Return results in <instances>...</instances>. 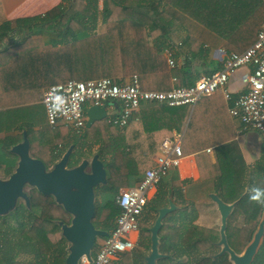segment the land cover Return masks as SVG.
<instances>
[{"label":"crops","instance_id":"1","mask_svg":"<svg viewBox=\"0 0 264 264\" xmlns=\"http://www.w3.org/2000/svg\"><path fill=\"white\" fill-rule=\"evenodd\" d=\"M63 1L0 0V78L16 79L20 76L21 51L26 50L29 55L37 43H39L37 46L43 49L62 47L64 31L47 27L46 19L53 9L64 3ZM174 22L175 28L167 39L151 41L150 45L147 25L140 24L139 27L133 28L129 25L130 27L125 29L126 31L134 30L133 33H135L136 28H139L138 36L135 35V37L139 40L140 47L131 59H146L155 64L146 67L142 72L127 75L119 83L130 82L136 75L142 89L168 91L177 84L194 85L202 77L222 69L223 62L229 54L224 47L226 39L210 33L204 26L182 14L179 15V20ZM37 23H40L38 27ZM99 30L98 27L97 31ZM188 39H193L194 42ZM157 43L165 47L157 50L153 47ZM167 51L172 52L178 69L184 66V58L191 63L199 61L196 65L184 66L186 70H192L190 73H193L194 77L189 73H186L184 77L174 74L173 70L176 67L169 66ZM252 70L253 67L248 65L240 68L230 77L226 90L230 91L233 99L247 92L244 79ZM50 71L51 69L46 70V65L36 69L37 74L42 73L45 78L42 79L43 83L39 91L40 98H31L29 100L31 102H27L26 108L22 110L24 115L22 118L25 121L23 129L20 123L21 112L17 110L18 105H16L18 102L13 100L14 96L11 97L10 103L8 99L3 98V82L0 81V140H10L11 143L17 144L22 141L20 137L23 132H29L32 157L41 159L45 163L49 162L52 154L57 155L54 162L56 163L71 146L73 159H76L78 163L82 159L99 155L105 166L116 168L118 172L130 176L118 186V191L109 192L116 205H118L119 192L136 186L143 179L145 172L155 165V159L160 153L164 140L178 142L183 152L180 166L171 169L148 195L147 205L140 217V229L131 234V238L136 242L135 249L114 259L110 264H124L123 260L127 256L128 264H138L139 261L144 264L143 258L151 250V234L149 237L145 236L146 228L150 230L154 225L159 209L171 206L172 211L164 218V225H166L164 235L159 234V246H163V254L173 255L178 241V245L188 249L180 253L189 255V252H192L197 255L190 248L198 238L195 235L196 230L199 234L214 237L212 245L218 249L222 217L214 196L224 201L219 185L223 166L227 168L230 165L231 169L236 163L240 170L244 169L241 177L244 195L251 194L252 189L264 179V135L256 130L245 128L238 119L231 116L229 109L233 101L226 99L225 91L221 90L212 96L205 97L195 105L168 106L143 103L124 129L108 124L107 117L116 114L120 109L119 102L110 101L107 117L96 122L91 128L86 126L85 131L78 135L67 125L51 127L48 123L43 95L49 86L60 83L56 81L59 79L57 76L53 79L49 78ZM175 78L177 82H174ZM11 86L14 85L11 84ZM31 93V88L24 92L27 95ZM57 142L60 143L57 144ZM107 199H109L108 196L104 199L102 194L97 195L96 206L103 204ZM238 202L239 200L225 203L236 207ZM119 214L115 215L109 223L110 229L104 227L98 229L110 233L115 227ZM263 214L264 210L259 222L253 220L249 224L251 239L258 229ZM245 223V216L241 214L235 221V228L242 229ZM191 228H194L192 230L196 228L194 233ZM167 231L171 232L167 233ZM106 237L97 239L92 257L96 255L99 245ZM189 239L192 240L191 243H188ZM68 247L69 244L66 241L67 255ZM159 262L160 260L158 264Z\"/></svg>","mask_w":264,"mask_h":264},{"label":"trees","instance_id":"2","mask_svg":"<svg viewBox=\"0 0 264 264\" xmlns=\"http://www.w3.org/2000/svg\"><path fill=\"white\" fill-rule=\"evenodd\" d=\"M101 1L102 10L99 11V0H64L61 6L49 13L48 18L50 19H46L47 27L64 31L62 47L54 46L43 49V47L37 46L39 45L37 43L29 55L26 50L25 52L21 51L19 77L16 79L12 77L0 78L4 88L3 98L8 99L9 103L12 95L19 98L16 105H18L17 110L21 112L20 123L22 126L25 123L22 118L24 116L22 110L26 108L25 104L31 102L29 101L31 98L38 99L41 96L39 91L45 76L42 73L37 74L36 69L43 65H46V70L51 69L49 78L53 79L57 76L59 79L56 81L60 83L69 80L86 82L104 77L119 83L127 75L133 72H142L146 67L154 65V62L146 59H131L135 51L138 52L140 43L135 37V35L138 36L139 28H136L135 33H133L134 30L126 31L125 29L129 28V25L132 28L139 27L140 24L147 25L150 45L151 41L158 42L160 38L167 39L175 28L174 20L178 21L179 15L182 14L204 26L210 33L226 39L224 47L229 54L245 50L256 40L257 33L264 26L262 25L264 23V0ZM39 24L37 23V27ZM97 26L100 29L99 32ZM190 40L194 42L193 39ZM153 47L158 50L165 45L160 46L157 43ZM184 59V66L199 63V61L191 63L188 59ZM184 66L180 69L176 67L173 70L174 74L184 77L186 73H189L194 77L193 73H190L192 70L188 71ZM12 81L13 83H11ZM28 88L32 89L30 95L24 94ZM29 134L28 132V137ZM60 140L62 141V139ZM59 143L57 142V144ZM56 159L57 155L52 154L49 162L46 163L47 166H52ZM77 163L78 161L73 159L71 166ZM234 164L231 169L230 165L227 168L223 166L219 185L221 197L225 202L239 200L228 219L227 236L234 249L241 253L251 240L249 224L253 220L259 222L264 205L262 202L251 200L250 194L244 195V188L241 185L244 169L240 170L236 163ZM109 167L106 166L109 184L102 188L104 194L118 191V186L130 177L128 174L118 172L116 168ZM255 188L264 189V179ZM30 199L33 209H36L35 215L29 214L28 223L21 222L19 233L14 237V240L12 238L2 239L0 244L3 249L0 251V264H48L47 261L49 264H65L66 240L61 236V227L56 222L63 221L69 224L70 215L52 197H45L34 189L31 191ZM261 199L264 200V197ZM119 212V205L109 198L103 204L96 206L93 223L97 228L110 229L109 223ZM17 213L20 218L25 214L22 209ZM241 214L245 216L246 223L242 229H236L235 221ZM192 229L194 228H191L194 233L196 228ZM165 230L166 225H163L159 234L162 232L164 235ZM195 235L198 238L190 248L197 256L205 254L208 248L214 247L212 245L214 237L199 234L197 230ZM145 236H150L148 228H146ZM185 240L187 242V239ZM189 242L191 243L192 240L189 239ZM180 255L181 253L177 254L178 257ZM18 258L19 261H17ZM195 261V264H209L210 259L203 256ZM138 264H142V261H139ZM159 264L168 263L160 260ZM252 264H264V238Z\"/></svg>","mask_w":264,"mask_h":264},{"label":"built area","instance_id":"3","mask_svg":"<svg viewBox=\"0 0 264 264\" xmlns=\"http://www.w3.org/2000/svg\"><path fill=\"white\" fill-rule=\"evenodd\" d=\"M169 66L176 67L171 51L166 52ZM252 66L246 75L247 92L233 99L226 90L230 77L240 68ZM178 80L175 78L174 82ZM224 90L227 100H232L229 113L245 128L264 135V26L252 45L242 52L228 54L222 69L204 76L194 85L177 84L168 91L144 90L135 75L130 82L117 83L110 78L89 81L69 80L49 86L43 95V104L51 127L64 124L76 134L86 129L87 107L102 106L106 101L120 103L119 111L107 117L108 124L124 129L143 103H158L168 106L195 105L205 97ZM264 148V141H263ZM183 152L178 142L163 141L155 165L145 172L143 179L134 187L122 189L117 203L120 214L115 227L99 245L92 261L83 257L79 264H110L114 259L135 249L136 242L131 234L139 231L140 217L147 205L148 195L157 183L173 168L181 164Z\"/></svg>","mask_w":264,"mask_h":264},{"label":"water","instance_id":"4","mask_svg":"<svg viewBox=\"0 0 264 264\" xmlns=\"http://www.w3.org/2000/svg\"><path fill=\"white\" fill-rule=\"evenodd\" d=\"M109 104L110 102L106 101L102 106L92 105L88 108L87 128L107 117ZM22 136V141L10 149V152L18 157L17 166L9 178L0 180V215L9 214L21 199L30 206L31 189L45 197H52L71 217L69 224L63 221L56 222L61 227V236L69 244L65 264H79L83 257L92 261L97 239L109 235L107 231L96 228L93 223L97 195L102 194L104 197L102 188L108 185L105 163L99 155H94L71 166L73 162L71 146L52 167H47L44 161L32 157L27 131H24ZM214 201L222 217L218 242L222 249L219 254L228 253L233 264H252L264 238V214L256 233L243 252L238 254L229 247L226 234L228 219L235 205H228L217 196H214ZM172 208L171 206L158 210V217L149 230L151 250L143 258L144 264H158L159 260L168 257L159 251V232L164 225V218Z\"/></svg>","mask_w":264,"mask_h":264},{"label":"flooded vegetation","instance_id":"5","mask_svg":"<svg viewBox=\"0 0 264 264\" xmlns=\"http://www.w3.org/2000/svg\"><path fill=\"white\" fill-rule=\"evenodd\" d=\"M20 139H22V136L20 137ZM13 145H14L13 142L11 143L10 140L9 141L0 140V157H2L0 160V170L2 172V174H0V180L9 178L17 166L18 157L10 152V149ZM30 152H32V142H31ZM32 190L33 189L29 191V195H31ZM20 209H22L25 212V214L22 215V218H20V216L18 217V213H17L18 210ZM35 211L36 209L35 208L33 209L32 201H31L30 206H28L26 202L21 199L17 202L15 208L9 214L0 215V242H2L3 238H6L7 240L12 238L14 240V237L18 235L19 233L21 222L28 223L30 220L29 214L33 213V215H35ZM226 234H227V231H226ZM227 239H228V236H227ZM228 243H229V247L232 250H234L236 253H238L234 249V247L231 245L229 240H228ZM2 249L3 247L0 244V251ZM221 249H222L221 247L216 249V247L214 246L213 248L207 249L205 254L204 253L198 254V256L200 255V257L204 256L206 258H209L210 259L209 264H227V263L233 264V262L230 260L228 253L219 254L221 253ZM167 255L168 257L165 258L166 260L162 259V261L168 264H178L180 258L178 257L176 258L174 257L175 255L173 256L172 254H167ZM183 256H186V254H183ZM190 257H195V255L189 254V258ZM190 263L191 261L189 260L188 263L186 264H190ZM192 263L195 264V262H192Z\"/></svg>","mask_w":264,"mask_h":264},{"label":"rangeland","instance_id":"6","mask_svg":"<svg viewBox=\"0 0 264 264\" xmlns=\"http://www.w3.org/2000/svg\"><path fill=\"white\" fill-rule=\"evenodd\" d=\"M100 2H99V11H101V9H102V1L101 0H99ZM13 96V95H12ZM19 98L16 96V95H14V98H13V100L15 101H17ZM35 106H37L38 107V105L37 104H35ZM1 158L2 157H0V160H1ZM0 174H2V172H1V170H0ZM106 196H108L109 198H110V200H112L113 198V196L111 195L110 196V193H108V195L107 194H104V199L106 198ZM179 228V227H178ZM178 231H182V230H178ZM171 231H167V233H170ZM166 234V233H165ZM163 235V233L161 232V236ZM174 250H175V252H174V257H178L177 256V254L178 253H180V252H182V251H184L185 250V248H183V247H181L180 245H178V241H177V245L174 247ZM159 251H160V253H163V251H164V248H163V246H159ZM190 254H193L192 252H189ZM21 258V257H20ZM178 258H180L179 259V262H178V264H186V263H188V261L190 260L191 262H194V260H197V259H199L200 258V255L199 256H195V257H190L189 258V255H186V256H183V253H181V255L178 257ZM25 259V258H24ZM20 259L18 258L17 259V261H19ZM128 260H129V257L127 256V257H125V259L123 260V263L124 264H126V262H127V264H128ZM47 263L49 264V261H47ZM196 263V262H195Z\"/></svg>","mask_w":264,"mask_h":264},{"label":"clouds","instance_id":"7","mask_svg":"<svg viewBox=\"0 0 264 264\" xmlns=\"http://www.w3.org/2000/svg\"><path fill=\"white\" fill-rule=\"evenodd\" d=\"M262 197H264V189L253 188L249 198L251 200H255V201L264 203V200L261 199Z\"/></svg>","mask_w":264,"mask_h":264}]
</instances>
